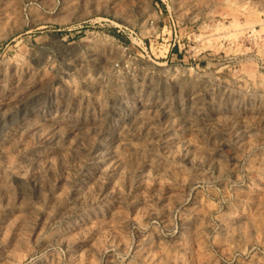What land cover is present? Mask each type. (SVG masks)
I'll use <instances>...</instances> for the list:
<instances>
[{
    "label": "rangeland",
    "instance_id": "1",
    "mask_svg": "<svg viewBox=\"0 0 264 264\" xmlns=\"http://www.w3.org/2000/svg\"><path fill=\"white\" fill-rule=\"evenodd\" d=\"M92 53L93 69L113 53L126 64L102 90L78 65ZM144 62L181 108L204 90L200 129L155 115L94 183L103 135L75 152L69 128L39 131L44 116L71 106L113 124V89ZM156 63L191 77L167 82ZM3 93L23 101L0 104V264H264V0H0Z\"/></svg>",
    "mask_w": 264,
    "mask_h": 264
},
{
    "label": "bare ground",
    "instance_id": "2",
    "mask_svg": "<svg viewBox=\"0 0 264 264\" xmlns=\"http://www.w3.org/2000/svg\"><path fill=\"white\" fill-rule=\"evenodd\" d=\"M98 54L92 53L88 58H82L78 65L81 69H84L83 79L86 81L89 87L102 90L108 83H115V75L112 71L118 68H122L124 64L123 56L120 53L109 54L101 61L97 62L95 69L91 68L92 64L89 61L96 62ZM161 73L172 75V78L167 77V82L170 80L179 81L184 78L186 80L191 77L190 72L181 66L175 68L169 67L166 63H156ZM77 67V66H76ZM155 66L148 64L147 62L141 63L139 71L136 75H128L125 81V89L121 92L117 89H113L114 107L117 113V119L113 124L104 127L103 120L106 118L105 114H101V117L91 119L87 115H81L79 110L76 111V116L73 118L75 109L68 106L70 111V117L64 118L61 114L56 113L54 116H44L46 125L39 131L47 137L48 141H55L56 136H62L65 134V128L70 129V142H73L69 148L72 151H77L84 145L87 138L92 134H101L105 139V143L99 148L95 154V170L93 175V182H99L100 178L112 175L114 172H119L123 168V160L119 156L121 148H127L132 145L133 133L137 128L145 124V129L153 128L155 115H162L165 118L174 119V121L187 122L189 128L192 131H198L200 129V121L202 112L199 104L202 101L204 90L200 87H193L188 94V100L191 103V108L186 110V107H180L181 103H177L170 96H162L155 85L154 81L149 78L151 70ZM79 69V68H78ZM120 79L119 77L116 78ZM75 89L73 84H70ZM76 91V90H74ZM23 101V98L19 94H0V104L5 108H10ZM184 103V102H183ZM184 105V104H182ZM226 113L229 117H235L236 113L233 109L226 108ZM99 119V120H98ZM207 126L211 131H219L222 129L224 121L217 116L212 119H208ZM80 150V149H79ZM78 150V151H79ZM51 154L44 155L43 153H37L34 156V162L38 164H46L51 158ZM148 167L155 168L157 166L154 158L146 160ZM15 172L22 174V171L18 169ZM7 192V187L3 188Z\"/></svg>",
    "mask_w": 264,
    "mask_h": 264
}]
</instances>
